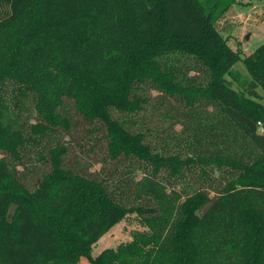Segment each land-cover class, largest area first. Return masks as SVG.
<instances>
[{"label":"trees","instance_id":"16d2710c","mask_svg":"<svg viewBox=\"0 0 264 264\" xmlns=\"http://www.w3.org/2000/svg\"><path fill=\"white\" fill-rule=\"evenodd\" d=\"M234 1L0 0V264H264V42L227 44ZM70 106L100 157H70Z\"/></svg>","mask_w":264,"mask_h":264},{"label":"rangeland","instance_id":"374dc122","mask_svg":"<svg viewBox=\"0 0 264 264\" xmlns=\"http://www.w3.org/2000/svg\"><path fill=\"white\" fill-rule=\"evenodd\" d=\"M218 29H220L222 36L225 38L227 44L235 51L238 52L241 58L251 54L253 50L262 42H264V0H235L229 7L220 14V17L216 21ZM236 72V78L232 79L233 87L240 88L241 82L248 80L250 75L246 71L244 64L239 60L233 67ZM229 79L231 77H228ZM261 94V102H264V90L257 89ZM173 101V100H172ZM174 104V101L171 102ZM69 114L72 119V126L68 131V134L64 135L63 141H67V145L70 147V157H76L80 154L83 158L86 154L87 146L94 143L97 151L91 153V158L100 157L102 150L101 140L98 142V133H89L87 129H90V125L84 121L79 115H77L72 107L68 108ZM177 129L179 125L175 126ZM78 145V146H77ZM79 156V155H78ZM32 163L34 167L28 166L25 169L27 176L31 180V174L29 171H47L48 166L42 165L39 162L34 161L32 157ZM85 160V159H84ZM99 163L94 164L91 168L98 169ZM30 180L28 183H30ZM16 209V208H15ZM139 220L135 214H128L121 219L118 223L110 227L107 231L102 233L97 241L92 245L91 254L95 255L104 248L115 247L121 242H125L131 239V233L135 229H142ZM47 264H67L61 263H47ZM72 264H90L85 258L81 257L77 262Z\"/></svg>","mask_w":264,"mask_h":264},{"label":"water","instance_id":"95a60500","mask_svg":"<svg viewBox=\"0 0 264 264\" xmlns=\"http://www.w3.org/2000/svg\"><path fill=\"white\" fill-rule=\"evenodd\" d=\"M15 208H16V204H15V203H11L10 208H9V210H8V214H9L10 216H13V214H14V212H15Z\"/></svg>","mask_w":264,"mask_h":264}]
</instances>
